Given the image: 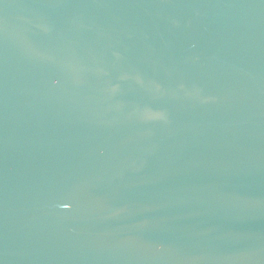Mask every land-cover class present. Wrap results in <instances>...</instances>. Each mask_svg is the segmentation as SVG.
<instances>
[{
    "label": "water",
    "instance_id": "95a60500",
    "mask_svg": "<svg viewBox=\"0 0 264 264\" xmlns=\"http://www.w3.org/2000/svg\"><path fill=\"white\" fill-rule=\"evenodd\" d=\"M0 264H264V0H0Z\"/></svg>",
    "mask_w": 264,
    "mask_h": 264
}]
</instances>
